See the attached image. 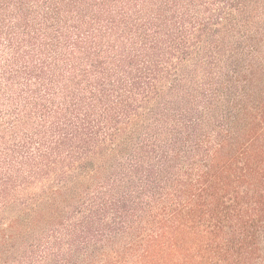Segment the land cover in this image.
I'll return each mask as SVG.
<instances>
[{"label":"trees","instance_id":"trees-1","mask_svg":"<svg viewBox=\"0 0 264 264\" xmlns=\"http://www.w3.org/2000/svg\"><path fill=\"white\" fill-rule=\"evenodd\" d=\"M0 264H264V0H0Z\"/></svg>","mask_w":264,"mask_h":264}]
</instances>
